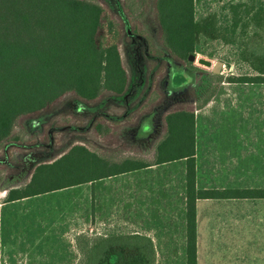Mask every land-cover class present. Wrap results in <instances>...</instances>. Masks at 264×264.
<instances>
[{"label": "rangeland", "instance_id": "1", "mask_svg": "<svg viewBox=\"0 0 264 264\" xmlns=\"http://www.w3.org/2000/svg\"><path fill=\"white\" fill-rule=\"evenodd\" d=\"M92 1L104 7L120 31L118 47L129 77L127 90L122 96L104 92L95 100H82L68 92L42 111L16 120L11 135L0 143V234L3 239L13 236L8 242L0 241V264H93L79 250L91 239L78 241L75 234L80 229L79 234L112 238L116 252L146 249L144 240H118L136 235L135 223L140 220L126 209L120 178L97 184V197L101 186L108 188L100 200L104 205L94 210L95 225L91 224L89 183L6 205L7 191L24 186L38 163L55 160L74 144L110 159L153 160L166 132L168 112L199 108L210 93L222 98L226 82L232 92L244 82L237 79L242 75H264V0H194L199 31L192 63L168 53L156 0ZM230 5H237V14ZM258 10L263 16L259 24L253 17ZM201 58L220 61V72L214 74L212 66L199 63ZM240 87L246 105L243 184L263 186L264 82ZM235 201L243 203L244 215ZM109 202L111 209L106 207ZM224 203L228 208L225 237H206L202 212L201 234L196 237L199 264H264V201ZM157 211L145 210L142 224L159 227ZM137 235L152 241L154 264H185V237H159V231ZM101 254V249H94L95 259Z\"/></svg>", "mask_w": 264, "mask_h": 264}, {"label": "trees", "instance_id": "2", "mask_svg": "<svg viewBox=\"0 0 264 264\" xmlns=\"http://www.w3.org/2000/svg\"><path fill=\"white\" fill-rule=\"evenodd\" d=\"M156 8L168 53L192 63L188 57L195 55L199 31L194 0H156ZM236 8L237 5H230L234 14ZM244 10L250 12L249 8ZM260 12L253 15L257 24L263 19ZM237 22L234 18L233 24ZM119 36L120 31L104 7L92 0H0V143L11 135L20 116L40 112L68 92L82 100H95L104 92L122 96L129 77L118 47ZM237 79L264 82V75H242ZM164 120L166 132L156 145L152 162L186 160L185 264H197L196 199L229 194L196 189L194 113L176 109L168 112ZM150 164L134 157L113 160L74 144L55 160L38 163L30 180L24 186L9 189L5 201L91 184ZM80 237H91L79 250L93 264L97 258V264H154L153 244L148 237L118 239L146 241V249L131 253L116 252L112 238L80 233L78 241ZM97 247L102 254L95 259Z\"/></svg>", "mask_w": 264, "mask_h": 264}, {"label": "crops", "instance_id": "3", "mask_svg": "<svg viewBox=\"0 0 264 264\" xmlns=\"http://www.w3.org/2000/svg\"><path fill=\"white\" fill-rule=\"evenodd\" d=\"M226 84L225 90L227 93L222 98L216 97L215 92L210 93L209 98L199 108L186 109L194 113L196 189H214L226 191L229 194L228 197L196 199V237H200L201 234L202 212L206 237H212L213 234L225 237L227 234L225 220L227 219L228 208L227 203H224V201L242 200L244 202L248 199L264 201V185L250 186L243 184L245 161L244 109L246 105L244 102L245 94L240 86L247 84V82L239 83L238 85L240 86H236L232 92L228 88L230 83L226 82ZM250 84L252 85L254 82H250ZM251 104L253 106L252 102ZM229 116L231 118L230 121H228ZM262 123H264V120ZM134 158L148 161L152 164L89 183L87 196L92 210L91 224L95 225L96 213L94 210L99 207V204L104 205L100 203V200L102 193L104 194V191L108 188L101 186L99 188L101 190L99 191L100 196L97 197V184L113 178H120L122 180L121 194L123 195L124 203L127 205L126 209L133 212L135 217L139 216L140 219L135 223L136 230L134 233L136 235H146V233L148 235L159 231V237H186L185 158L160 164L153 163L154 159ZM262 169L259 168V171L261 170L264 176V159ZM255 175L253 173L254 178ZM76 186L79 185L69 186L65 189H72ZM107 199L105 198L104 200ZM18 200L5 201L3 204H13V202ZM235 202L237 205L240 204L237 208H240V214L244 215L243 203ZM108 204L109 206L106 205L107 209H111V203L109 202ZM152 209H158L159 227L153 224L147 226L142 224L143 212ZM82 225L83 223H81ZM82 231L81 229L79 230V232ZM78 234H75L76 237ZM12 237L10 235L3 239L0 234V241L8 242L12 240ZM197 264H199L198 256Z\"/></svg>", "mask_w": 264, "mask_h": 264}, {"label": "water", "instance_id": "4", "mask_svg": "<svg viewBox=\"0 0 264 264\" xmlns=\"http://www.w3.org/2000/svg\"><path fill=\"white\" fill-rule=\"evenodd\" d=\"M195 59V55H190L188 57L189 61H194ZM199 63L203 64V65H207L208 67L212 66V71L213 73H219L220 72V68L222 66V63L220 61H217L215 63H212L210 60H206V59H199Z\"/></svg>", "mask_w": 264, "mask_h": 264}]
</instances>
